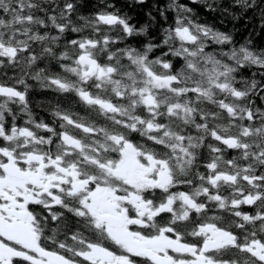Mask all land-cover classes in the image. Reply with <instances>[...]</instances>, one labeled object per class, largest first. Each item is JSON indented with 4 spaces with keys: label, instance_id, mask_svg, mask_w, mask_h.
I'll return each instance as SVG.
<instances>
[{
    "label": "snow or ice",
    "instance_id": "obj_1",
    "mask_svg": "<svg viewBox=\"0 0 264 264\" xmlns=\"http://www.w3.org/2000/svg\"><path fill=\"white\" fill-rule=\"evenodd\" d=\"M87 3L84 10L81 0H0V61L16 64L23 52L28 68V74L14 73L11 83L0 80V178L12 165L20 173H35L40 166L43 174L39 185L25 184L30 196L16 195L12 204V187L0 184V264H44L48 255L59 257L60 264H97L94 246L126 257L128 264H156L87 236L103 231L92 211L103 186L97 168L109 161L115 166L129 152L145 165L150 157L171 177L159 202L141 195L161 208L152 221L143 216L145 224L129 225L141 236L162 234L179 245L164 250L169 264H264V40L256 39L264 34V0H231V7L222 9L245 26L255 22L243 39H237L235 27L200 19L192 4L216 12L205 0ZM145 4L152 32L129 11ZM30 81L54 94L43 98L51 121L31 111ZM106 86L107 98L100 94ZM65 96L103 114L121 111L114 96L124 111L130 105L131 113L111 126H89L72 118L59 101ZM66 125L97 139L95 153L73 152L81 141ZM177 168L188 188L172 176ZM50 173L61 179L46 181ZM238 180L248 187L222 191ZM169 193L184 202L182 214L175 213L180 201ZM161 217L169 219L157 225ZM14 220L35 234L34 245L5 234L7 226L15 228ZM46 230L58 237L54 247L44 243Z\"/></svg>",
    "mask_w": 264,
    "mask_h": 264
},
{
    "label": "trees",
    "instance_id": "obj_2",
    "mask_svg": "<svg viewBox=\"0 0 264 264\" xmlns=\"http://www.w3.org/2000/svg\"><path fill=\"white\" fill-rule=\"evenodd\" d=\"M51 2V0H49V3ZM185 2H187V0H185ZM206 3H209L212 5V7H214L216 9L215 13L212 12H205L203 7L197 3V4H192L193 9L195 10L196 13L199 14L200 19L202 21H206V22H212V23H216L218 27H222L225 28L227 30H231L233 27H235L236 29H238L237 31V39H243V37L245 35L248 34V29L253 27V24L255 23L254 21L249 23L247 26L244 25L242 20H235L231 17H228V14L224 11H222V9L224 8H230L231 7V0H205ZM259 3V0H258ZM81 4L84 10L88 9V3L87 0H81ZM148 7L147 4L142 5V6H136L133 5L132 9H130V12H134L135 13V20L139 21L141 23L147 21L149 28L148 31L152 32L153 29L151 28V21L147 20V17L144 16V12H143V8ZM154 16L157 15L156 12L152 13ZM223 20V23H217L219 20ZM157 21L159 23V17L157 16ZM35 25V22L33 23V26ZM158 26V25H157ZM257 42H260L261 40H264V34H262L261 36H258L257 38ZM5 43H8L7 40H5ZM13 43H15L13 41ZM17 48H19V45H16ZM23 71L25 74H28V68H27V64H26V56L23 52L19 53V58H18V62L16 64H11L8 63L7 60H3L0 61V80H4L7 79L9 83L12 82V78H13V74L15 73L17 76H19L20 72ZM7 74V75H5ZM31 85H32V91L30 93L29 99L31 101V111L33 113L36 114L37 117H45L48 120H52V117L48 114L47 110H46V101L43 98L46 97H53L54 94L52 93H46L40 90L41 85L38 82L35 81H30ZM77 87H79V84H77ZM88 87L92 88L93 93L95 94L97 89L94 85L89 84ZM107 90H105V88H101L100 89V94L105 96V98H107L110 94H111V88L107 87ZM163 95V93L161 94ZM113 102L121 108V111L119 113H116L114 115V117H111V121H106L102 116H104V114L97 109L96 107H94L91 104H84L81 103L76 97L74 96H65V97H60L59 101L60 103L64 104L66 107H68L70 109V115L72 116V118L78 122V123H88L89 125H112V122L114 120H123L125 117H127L130 113H131V106L128 105V110L124 111V104H122L121 101L117 100L114 96L112 97ZM201 99L203 100H207L208 97H201ZM37 101H40V103H37ZM210 106V105H209ZM14 110H15V106H14ZM106 115V114H105ZM23 118V117H21ZM69 128H73L75 131H77V127L76 126H71ZM147 134V133H145ZM137 141H140V136H136ZM251 139V138H250ZM98 140L95 143V149L98 145ZM173 143H176L177 145H179V141L173 140ZM156 146H153V148H155ZM110 155H115V153H111ZM241 164L244 163V161H239ZM221 167H224L223 165H221ZM237 169L233 168V171H236ZM181 169L177 168L176 171H174L172 173V176H175L177 178V182L178 183H183L184 177L182 174ZM242 174V173H241ZM195 173H193V177H190L191 179H194ZM238 183H236L235 186H237ZM183 186L185 188H188L189 186L187 185V183H183ZM235 186H228V193L231 194L232 191H234V188H236ZM244 188H245V184H244ZM223 190V189H222ZM164 218V217H162ZM228 221V220H227ZM45 235L46 237L52 241V243L54 241H56L58 239V237L53 234L50 230H46L45 231ZM91 233L90 231L87 233V236L90 237ZM62 239V238H61ZM72 242V241H71Z\"/></svg>",
    "mask_w": 264,
    "mask_h": 264
},
{
    "label": "flooded vegetation",
    "instance_id": "obj_3",
    "mask_svg": "<svg viewBox=\"0 0 264 264\" xmlns=\"http://www.w3.org/2000/svg\"><path fill=\"white\" fill-rule=\"evenodd\" d=\"M67 131L72 133L73 136H75L76 131L73 128H69L66 127ZM0 184H8L10 187H12V197H15L16 195H19V192H17L16 187L11 183L10 178L5 176L3 178H0ZM4 195H7V193H3ZM15 201L11 200V197L9 198V203L12 204ZM229 217L226 216L225 217V222L229 221ZM193 220H195V217H193ZM228 220V221H227ZM14 224H22L19 223L17 221H13ZM26 225V224H24ZM129 225H131L128 221V207H116L115 208V217H110V220L108 221V224L106 226V229L103 233V235L98 239L100 241H102L107 247L110 248H116V245L121 244L124 245L121 240L122 238L128 237V233H133L135 234L137 237H140L139 233H134L129 229ZM11 225L7 226L10 227ZM6 228V229H7ZM96 231H94L95 233ZM93 233V231H91V235H95ZM162 240H165L164 242H166V244H168L167 246L165 245L164 247H157L156 251L158 254L163 255L164 257H167L166 254H164V250L168 249V248H172V247H177L179 248L180 246L177 244H174L173 242L169 241L167 238L163 237ZM52 243L51 240H48ZM137 246L135 247V250H138L139 255H141V253L146 249V247L143 244V241L141 240V242H137L136 243ZM55 245V244H54ZM175 245V246H173ZM94 250H97L98 252L105 251L106 253H110L108 252L105 248H99L97 246H94L93 248ZM128 253H130L128 251ZM113 255V254H112ZM142 257V256H141ZM44 264H46L44 262Z\"/></svg>",
    "mask_w": 264,
    "mask_h": 264
},
{
    "label": "rangeland",
    "instance_id": "obj_4",
    "mask_svg": "<svg viewBox=\"0 0 264 264\" xmlns=\"http://www.w3.org/2000/svg\"><path fill=\"white\" fill-rule=\"evenodd\" d=\"M34 23V22H33ZM148 159V163L147 165L150 166V173L154 172L155 173V179L152 178V181L150 180V182H155V181H159V183L161 182V180L165 179V172H166V168L165 167H161V165H158L155 161H153L150 157L147 158ZM130 160L127 156L126 159H124L122 162H120L119 166L117 167L119 170H121V168H125L129 166Z\"/></svg>",
    "mask_w": 264,
    "mask_h": 264
}]
</instances>
